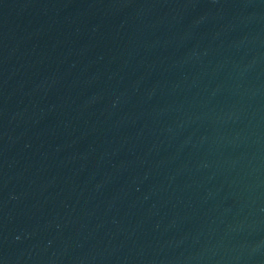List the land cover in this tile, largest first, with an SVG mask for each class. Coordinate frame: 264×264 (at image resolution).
<instances>
[{
	"label": "water",
	"instance_id": "obj_1",
	"mask_svg": "<svg viewBox=\"0 0 264 264\" xmlns=\"http://www.w3.org/2000/svg\"><path fill=\"white\" fill-rule=\"evenodd\" d=\"M114 264H264V0H71Z\"/></svg>",
	"mask_w": 264,
	"mask_h": 264
}]
</instances>
